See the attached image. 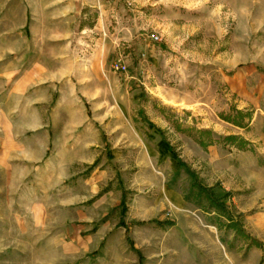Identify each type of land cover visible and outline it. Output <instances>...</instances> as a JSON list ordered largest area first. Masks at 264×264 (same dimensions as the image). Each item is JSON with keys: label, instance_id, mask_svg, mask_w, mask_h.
I'll list each match as a JSON object with an SVG mask.
<instances>
[{"label": "rangeland", "instance_id": "374dc122", "mask_svg": "<svg viewBox=\"0 0 264 264\" xmlns=\"http://www.w3.org/2000/svg\"><path fill=\"white\" fill-rule=\"evenodd\" d=\"M74 1L0 0V264H264V0Z\"/></svg>", "mask_w": 264, "mask_h": 264}, {"label": "crops", "instance_id": "0c3cea01", "mask_svg": "<svg viewBox=\"0 0 264 264\" xmlns=\"http://www.w3.org/2000/svg\"><path fill=\"white\" fill-rule=\"evenodd\" d=\"M79 6L74 0H57V44L60 43V40L66 39L70 37V30L68 29V26L70 24V16L72 12L77 11ZM70 20V21H69ZM64 54V50L62 46L57 45V57L60 55ZM63 59L57 58V71L58 70H63L65 69L64 66H67L68 62H62ZM64 63V64H63ZM64 65V66H63ZM81 67H83L82 64H80ZM79 65L75 69H77V72L83 71L84 67L81 68ZM92 66V65H91ZM69 68V67H67ZM67 71V70H66ZM248 71V70H247ZM61 72V71H60ZM249 72V71H248ZM65 74V73H64ZM64 74H57V98H86L84 95L82 97H79L78 94L76 93V88H71L70 84L63 82V85L60 84L59 82L61 81L60 78ZM243 73L237 74L235 77L236 79L240 77H243ZM78 76H81V73H79ZM86 76V75H85ZM247 76V73L244 75V77ZM62 79V78H61ZM86 79H88V75L86 76ZM65 80V79H62ZM237 81V80H236ZM90 84V82L88 83ZM45 92L48 93V87L44 88ZM88 90V89H87ZM85 90V91H87ZM90 92V90H88ZM43 98H51L48 95H44ZM73 129V128H70ZM85 131H91V133H96L94 132V129L91 127H87ZM5 132V133H4ZM3 132V135L6 136L5 139L7 140L5 144L1 143L0 144V159L5 158V161L8 162L14 161L15 159H20L25 167L27 168H34L36 164H41L43 159L45 158L47 151L49 150V147L47 145L46 140L44 139V134L43 135H31V137L24 138L22 142L19 143L14 141V136L15 134L13 132H9L8 130H5ZM94 135V134H93ZM96 144L98 145V138L96 136H93L91 139H77V144L74 146L71 145L70 151L73 152L74 155L71 154L70 158L67 160H64L62 163L61 162V155L59 154L58 151L61 149L59 148V144L57 145V153L56 151L53 153V155L48 159L49 163L51 164L56 158L57 161L60 160L59 165H71L77 161H85L87 163H90L93 158H90L91 155H87L84 159H79L78 158V152L77 151H88L89 146ZM79 147V148H78ZM158 150H163V148H159ZM89 156V157H88ZM48 163H45V166H47ZM47 169V168H46Z\"/></svg>", "mask_w": 264, "mask_h": 264}, {"label": "trees", "instance_id": "16d2710c", "mask_svg": "<svg viewBox=\"0 0 264 264\" xmlns=\"http://www.w3.org/2000/svg\"><path fill=\"white\" fill-rule=\"evenodd\" d=\"M235 138H236V136H229L227 139L234 140ZM242 143H245V142L242 141ZM201 145H203L202 142H201ZM193 186L195 188H199V189L202 187L197 181L194 182ZM226 227L227 228H231V229H235V231H237L239 233H242V229L241 228H235V226L232 225V224H228ZM251 240H252L253 244L256 243V245H257V241L255 239L251 238Z\"/></svg>", "mask_w": 264, "mask_h": 264}, {"label": "built area", "instance_id": "2783aa9c", "mask_svg": "<svg viewBox=\"0 0 264 264\" xmlns=\"http://www.w3.org/2000/svg\"><path fill=\"white\" fill-rule=\"evenodd\" d=\"M153 39H154V40H158L159 37H158V36H154Z\"/></svg>", "mask_w": 264, "mask_h": 264}]
</instances>
